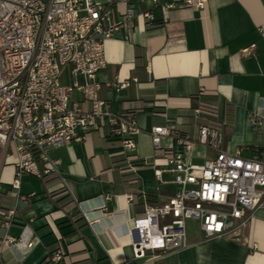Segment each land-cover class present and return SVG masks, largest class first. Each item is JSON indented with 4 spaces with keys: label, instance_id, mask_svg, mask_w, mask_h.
<instances>
[{
    "label": "crops",
    "instance_id": "crops-1",
    "mask_svg": "<svg viewBox=\"0 0 264 264\" xmlns=\"http://www.w3.org/2000/svg\"><path fill=\"white\" fill-rule=\"evenodd\" d=\"M97 1L114 4L118 20L129 10L134 14L131 27H121L106 41L107 66L98 80L100 97L113 115L134 114L137 157L151 165L163 163V150L180 144L167 135L163 150H156L152 130L174 126L194 142L186 151L190 163L215 158L220 149L264 159V120L257 127L252 123L255 112L264 114V0H208L203 9H165L152 0ZM147 11L151 19L144 16ZM250 47V53H243ZM62 81H72L69 67ZM71 101L91 108L80 93ZM201 101L215 107L214 121L223 135L219 148L197 141L201 125L213 126L210 117L196 116ZM79 133L81 141L51 150L57 172L42 179L24 177V198L0 193L3 207L17 209L8 235L20 241L7 242L0 228V264L132 261L128 232L134 220L145 215L147 205L178 190L171 172L163 173L162 182L151 166L129 167L110 117L100 119L98 130ZM14 174L15 166H6L3 182L11 183ZM61 189L66 192L53 194ZM188 222V248L136 264H264V204L245 227L225 236L207 239L198 222L195 229ZM56 252L60 262L49 259Z\"/></svg>",
    "mask_w": 264,
    "mask_h": 264
},
{
    "label": "built area",
    "instance_id": "built-area-1",
    "mask_svg": "<svg viewBox=\"0 0 264 264\" xmlns=\"http://www.w3.org/2000/svg\"><path fill=\"white\" fill-rule=\"evenodd\" d=\"M165 9L191 7L203 9L208 0H152ZM144 16L151 19L150 11ZM134 14L129 10L118 20L114 4L97 0H0V193L23 197L21 185L26 175L45 178L57 172L52 149L100 128V119L110 117L122 139V153L131 169L153 167L164 182L163 173L174 174L178 190L167 200L147 205L145 215L134 220L128 232L136 264L166 257L190 246L187 222L199 223L205 238L225 236L245 227L264 204V159L247 158L240 151L220 149L215 158L202 164L190 163L186 151L194 142L174 126L152 130L156 150H163L162 139L172 135L180 148L165 149L164 162L148 164L134 154L133 135L138 127L133 113L113 115L107 101L100 97L98 74L107 66L106 41L123 26L131 27ZM254 47V46H253ZM253 47L244 49L248 54ZM69 67L72 81L62 75ZM125 87L128 82L120 83ZM75 93L90 102L86 111L80 101L72 102ZM196 116L212 114L200 104ZM262 112L253 114L259 126ZM222 132L201 125L197 141L219 148ZM15 166L14 179L5 184L3 170ZM133 201L135 196L128 195ZM146 201V195H141ZM15 207L0 204V228L9 243L20 241L8 235L17 217ZM50 260L60 262L56 252Z\"/></svg>",
    "mask_w": 264,
    "mask_h": 264
},
{
    "label": "trees",
    "instance_id": "trees-1",
    "mask_svg": "<svg viewBox=\"0 0 264 264\" xmlns=\"http://www.w3.org/2000/svg\"><path fill=\"white\" fill-rule=\"evenodd\" d=\"M201 95H202V94H201ZM200 106H201L204 110L209 111V112L212 113V114H204V115L210 117V119H212V125H213L214 127H217L218 124L214 121V117H215V113H216V111H215V107L212 106V105L206 104L204 101H201ZM114 134H115V136L119 137V139H120V141H121V144H122V139H121L120 136L116 133L115 129H114ZM50 174H51V173H50ZM50 174H48V175H50ZM48 175H47V176H48ZM47 176H46V177H47ZM65 192H66L65 189H61V190H59V191L54 192L53 194H55V196H56V195H58V194L65 193ZM66 194H67V193H66ZM76 215H77V218H78L79 220L82 219V216H81L80 214L76 213Z\"/></svg>",
    "mask_w": 264,
    "mask_h": 264
},
{
    "label": "rangeland",
    "instance_id": "rangeland-1",
    "mask_svg": "<svg viewBox=\"0 0 264 264\" xmlns=\"http://www.w3.org/2000/svg\"><path fill=\"white\" fill-rule=\"evenodd\" d=\"M188 224H189V228L191 229V228H196V226H198V223L196 222V221H194V220H189V222H188ZM191 224H193V226L191 227Z\"/></svg>",
    "mask_w": 264,
    "mask_h": 264
}]
</instances>
